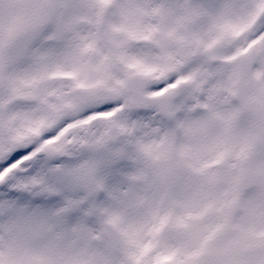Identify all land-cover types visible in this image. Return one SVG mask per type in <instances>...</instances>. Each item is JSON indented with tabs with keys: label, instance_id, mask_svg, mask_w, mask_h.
I'll use <instances>...</instances> for the list:
<instances>
[{
	"label": "snow or ice",
	"instance_id": "1",
	"mask_svg": "<svg viewBox=\"0 0 264 264\" xmlns=\"http://www.w3.org/2000/svg\"><path fill=\"white\" fill-rule=\"evenodd\" d=\"M0 264H264V0H0Z\"/></svg>",
	"mask_w": 264,
	"mask_h": 264
}]
</instances>
